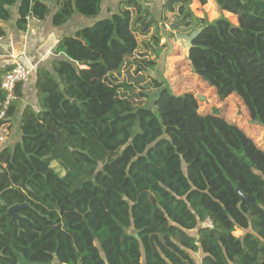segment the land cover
Instances as JSON below:
<instances>
[{
    "label": "trees",
    "instance_id": "obj_1",
    "mask_svg": "<svg viewBox=\"0 0 264 264\" xmlns=\"http://www.w3.org/2000/svg\"><path fill=\"white\" fill-rule=\"evenodd\" d=\"M50 1L0 0V19L19 3L26 31ZM103 1L59 0L53 24L76 13L98 19ZM165 1L185 32L202 29L190 51L196 72L264 127V0H213L237 25L207 24L193 0ZM161 22L142 0H123L118 13L64 37V58L37 70L38 107H25L21 139L0 151V264H264V149L149 74L163 55ZM138 36L150 39L135 58ZM127 64L135 70L122 83ZM23 92L19 84L0 125ZM5 96L0 81V105ZM16 205H26L18 219L9 215Z\"/></svg>",
    "mask_w": 264,
    "mask_h": 264
},
{
    "label": "crops",
    "instance_id": "obj_2",
    "mask_svg": "<svg viewBox=\"0 0 264 264\" xmlns=\"http://www.w3.org/2000/svg\"><path fill=\"white\" fill-rule=\"evenodd\" d=\"M58 1L51 0L47 3L49 13L44 20L29 17L26 31L20 30L17 26L19 3L9 8L11 14L9 20L0 19V27L4 30V35H2L3 41L0 43V81L16 61L33 69L31 79L26 84H23L24 92L18 112L11 119L10 123L0 128V137L4 138L3 141H0V151L5 147H13L21 139V117L25 107L28 105L38 107L36 72L41 67L51 69L53 61L64 58L63 54H57V49L62 39L74 35L82 28L94 25L98 20L110 18L115 13H118L121 10V2L123 0H104L102 12L98 19H87L76 13L67 23L55 26L53 24V17L58 10ZM142 1L145 6L151 9L153 15L159 21L164 22L169 17V14L164 11L165 0ZM208 3L217 9L213 0H207ZM234 18L235 25H237V17L234 16ZM162 22V38H166L171 34H167L165 30L167 27L165 26L166 28H164ZM152 59H155V56H152ZM158 62L160 65L161 62L163 63V60H159ZM149 74L152 75L153 73L149 72ZM234 234L240 237L243 235V231L237 229Z\"/></svg>",
    "mask_w": 264,
    "mask_h": 264
},
{
    "label": "rangeland",
    "instance_id": "obj_3",
    "mask_svg": "<svg viewBox=\"0 0 264 264\" xmlns=\"http://www.w3.org/2000/svg\"><path fill=\"white\" fill-rule=\"evenodd\" d=\"M191 9L197 18L204 19L207 24H212L221 18H227L235 24L234 16L220 12L210 3L202 5L199 0H193ZM169 17L162 22V25L167 34H171L166 38H162L160 47H164L163 55L159 60H163L160 66L152 74L159 80L165 82L168 88L176 95L185 93H193L199 101L200 112L203 114L212 113L214 110H219L230 122L241 127L246 133L254 139V141L264 149V127L252 122L249 113L240 98L235 94H223L220 96V89L212 82L205 81L195 70L194 63L188 56V48L185 40H180V35H190L192 32H185V27L181 26L183 19L178 18L177 12H166ZM166 26V27H165ZM202 29H196L193 32ZM138 36L139 52L135 58H139L138 54L144 53L142 42L149 40ZM132 60V59H131ZM135 67H130L127 64L121 75L118 76L120 82L126 83L130 80L131 74L134 73ZM158 92L152 94L149 102L151 107H154V101L157 98ZM53 167L64 174L58 164L53 163ZM239 234V233H238ZM199 260V255L195 256Z\"/></svg>",
    "mask_w": 264,
    "mask_h": 264
},
{
    "label": "built area",
    "instance_id": "obj_4",
    "mask_svg": "<svg viewBox=\"0 0 264 264\" xmlns=\"http://www.w3.org/2000/svg\"><path fill=\"white\" fill-rule=\"evenodd\" d=\"M3 41V37L0 36V43ZM33 74V69L24 65L23 63L16 61L12 69L7 72L1 80V89L5 93V101L1 103L0 110V122L4 120L7 116V111L12 104L17 99L16 89L19 84H26ZM5 125H0L3 128ZM4 138L0 137V141ZM208 227H213L210 220L205 223Z\"/></svg>",
    "mask_w": 264,
    "mask_h": 264
},
{
    "label": "water",
    "instance_id": "obj_5",
    "mask_svg": "<svg viewBox=\"0 0 264 264\" xmlns=\"http://www.w3.org/2000/svg\"><path fill=\"white\" fill-rule=\"evenodd\" d=\"M200 34V31L197 30L195 32H192L190 35H180L179 38L180 40H185L186 41V45L188 48V56H190V51L193 47V42L194 40L198 37V35ZM243 200L245 201H249V202H254L253 199H248L246 197H244L243 195H241ZM24 207H26V205H16L13 206L12 208L9 209V215L12 216L13 218H19L20 215L18 214V211L23 209Z\"/></svg>",
    "mask_w": 264,
    "mask_h": 264
}]
</instances>
